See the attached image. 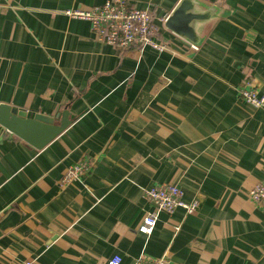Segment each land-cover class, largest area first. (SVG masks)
I'll return each instance as SVG.
<instances>
[{
  "label": "crops",
  "instance_id": "crops-1",
  "mask_svg": "<svg viewBox=\"0 0 264 264\" xmlns=\"http://www.w3.org/2000/svg\"><path fill=\"white\" fill-rule=\"evenodd\" d=\"M129 1L165 51L117 50L65 13L104 0H0V104L70 119L40 149L0 125V264H264V202L248 197L264 182V106L238 95L245 81L264 94V0H190L197 49L164 26L182 0ZM159 184L196 211L156 212L144 191Z\"/></svg>",
  "mask_w": 264,
  "mask_h": 264
},
{
  "label": "built area",
  "instance_id": "built-area-1",
  "mask_svg": "<svg viewBox=\"0 0 264 264\" xmlns=\"http://www.w3.org/2000/svg\"><path fill=\"white\" fill-rule=\"evenodd\" d=\"M71 18L86 20L90 23V30L94 38L105 42L112 48L125 51L131 48L151 47L158 52L166 50V44L157 40V27L147 9H139L129 0H104L100 5L86 9H69L65 11ZM188 44V43H187ZM192 49L190 44H188ZM239 97L255 108L264 106V94L247 82H243L238 88ZM91 162L84 158L67 167L60 185L67 186L80 178L90 168ZM145 199L155 208L156 212L172 214L176 209L182 208L186 214H193L198 201L186 202L183 192L174 184H159L144 191ZM248 197L253 202H264V182L257 183L248 192ZM147 212L137 225V232L143 235H151L156 222L157 213ZM20 264H39L35 260L22 261ZM107 264H121V258L114 256ZM134 264H164L161 258H150L142 255Z\"/></svg>",
  "mask_w": 264,
  "mask_h": 264
},
{
  "label": "water",
  "instance_id": "water-1",
  "mask_svg": "<svg viewBox=\"0 0 264 264\" xmlns=\"http://www.w3.org/2000/svg\"><path fill=\"white\" fill-rule=\"evenodd\" d=\"M190 0H182L164 20V26L193 48L197 49L193 23L202 15L193 12ZM59 118V119H58ZM70 124L69 112L63 110L55 116L42 113L28 115L25 110L0 104V125L9 133L34 148L40 149L61 134Z\"/></svg>",
  "mask_w": 264,
  "mask_h": 264
}]
</instances>
